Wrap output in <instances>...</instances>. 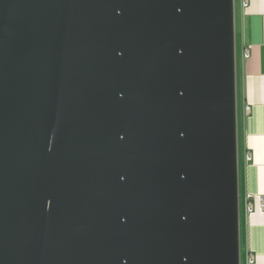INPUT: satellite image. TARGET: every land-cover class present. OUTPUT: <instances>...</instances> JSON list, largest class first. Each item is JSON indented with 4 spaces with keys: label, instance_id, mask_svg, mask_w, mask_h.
<instances>
[{
    "label": "water",
    "instance_id": "95a60500",
    "mask_svg": "<svg viewBox=\"0 0 264 264\" xmlns=\"http://www.w3.org/2000/svg\"><path fill=\"white\" fill-rule=\"evenodd\" d=\"M0 264H240L234 0H0Z\"/></svg>",
    "mask_w": 264,
    "mask_h": 264
},
{
    "label": "crops",
    "instance_id": "0c3cea01",
    "mask_svg": "<svg viewBox=\"0 0 264 264\" xmlns=\"http://www.w3.org/2000/svg\"><path fill=\"white\" fill-rule=\"evenodd\" d=\"M234 56L240 264H264V211L247 210L264 200V0H234Z\"/></svg>",
    "mask_w": 264,
    "mask_h": 264
},
{
    "label": "built area",
    "instance_id": "2783aa9c",
    "mask_svg": "<svg viewBox=\"0 0 264 264\" xmlns=\"http://www.w3.org/2000/svg\"><path fill=\"white\" fill-rule=\"evenodd\" d=\"M247 56H248V54H246V57ZM256 199H257L258 202H257V204L255 206H253L250 202L248 203L247 210L249 212H252L254 210H256L258 212H263L264 211V200L262 199V197L260 195H257Z\"/></svg>",
    "mask_w": 264,
    "mask_h": 264
}]
</instances>
